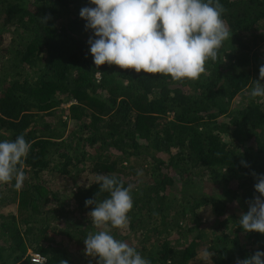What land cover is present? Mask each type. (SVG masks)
Wrapping results in <instances>:
<instances>
[{"label": "trees", "instance_id": "trees-1", "mask_svg": "<svg viewBox=\"0 0 264 264\" xmlns=\"http://www.w3.org/2000/svg\"><path fill=\"white\" fill-rule=\"evenodd\" d=\"M220 3L231 38L199 80L174 82L97 68L79 15L90 0H0V141L23 133L32 145L22 189L0 184V264H96L84 239L98 230L85 200L109 196L97 174L134 185L129 228L111 233L151 264L264 251V234L239 225L259 195L251 173L264 174V103L249 95L264 64V0ZM71 174L70 186L49 181ZM210 207L215 222L203 217Z\"/></svg>", "mask_w": 264, "mask_h": 264}, {"label": "clouds", "instance_id": "clouds-1", "mask_svg": "<svg viewBox=\"0 0 264 264\" xmlns=\"http://www.w3.org/2000/svg\"><path fill=\"white\" fill-rule=\"evenodd\" d=\"M90 5L94 7H82L79 15L86 21L85 30L92 33L87 43L97 68L117 65L136 73L170 77L174 82L197 81L206 74V62L217 61L224 41L232 36L222 19L226 9L220 0H90ZM48 18H41L42 23ZM254 80L249 95L264 103V64ZM31 147L23 133L14 140L0 141V184L22 189ZM241 164L250 167L244 160ZM251 175L259 195L247 201L248 211L240 214L239 225L245 232L264 234V174L253 171ZM93 183L109 196L97 201L96 193L95 198L85 200L86 207L93 206L88 216L98 229L84 239L85 255L96 264H151L133 245L111 233V229L123 233L129 228L134 185L125 187L123 179L107 174H97ZM213 255L205 248L199 261L212 264ZM236 264H264V251L237 258Z\"/></svg>", "mask_w": 264, "mask_h": 264}, {"label": "rangeland", "instance_id": "rangeland-1", "mask_svg": "<svg viewBox=\"0 0 264 264\" xmlns=\"http://www.w3.org/2000/svg\"><path fill=\"white\" fill-rule=\"evenodd\" d=\"M10 38H11V36H10L8 33H6L2 45H6L7 42L10 40ZM0 58H1V56H0ZM0 60H1V59H0ZM68 105H69L68 103H65V104H63L62 106H63V107H66V106H68ZM65 113H66V112H64V115H65ZM47 118H48V119H53V120L57 119L56 117H52V116H47ZM74 173H75V172H74ZM73 179H74V178H73L72 174H71V176L54 175V176H52V177L49 179V181H50V183H51L53 186L59 188V187H61V184H66V183H69V186H70V185H71L70 183H72ZM82 180H83V182H85V179H84V178H82ZM62 193H63V192H62ZM205 209H208V210H205V211H204V214H203L204 219H206V218H210V222H215V221H216V217H217V215L214 214V208H213V207H210V208H205ZM56 237H57V239H61L63 236H62V237H61V236H56ZM63 239H64V238H63ZM69 243H72V242H69ZM78 245H79V244H78ZM78 245L74 246V249L77 250V251H78V248L80 247V245H79V246H78ZM30 251H32L31 248L28 249V253H29ZM211 260H212V259H211ZM190 264H204V262H203V261H199V258H197V259H195L193 262H191ZM212 264H213V261H212Z\"/></svg>", "mask_w": 264, "mask_h": 264}, {"label": "built area", "instance_id": "built-area-1", "mask_svg": "<svg viewBox=\"0 0 264 264\" xmlns=\"http://www.w3.org/2000/svg\"><path fill=\"white\" fill-rule=\"evenodd\" d=\"M31 259L36 263H42L46 260V256L39 252H31Z\"/></svg>", "mask_w": 264, "mask_h": 264}]
</instances>
